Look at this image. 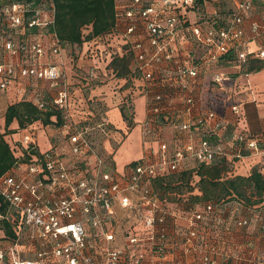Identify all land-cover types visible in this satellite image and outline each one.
<instances>
[{"label":"built area","instance_id":"1","mask_svg":"<svg viewBox=\"0 0 264 264\" xmlns=\"http://www.w3.org/2000/svg\"><path fill=\"white\" fill-rule=\"evenodd\" d=\"M192 1L116 0L115 27L90 42L85 52L104 62L118 54L132 56L133 90L149 96L142 133L147 134L144 143L148 153L121 173L95 148L89 125L66 120L62 129L70 154L82 165L69 167L55 148L30 154L37 150L36 131L30 129L23 139L30 154L24 172L0 178V196L8 204V211L0 218H6L18 234L25 228L35 232L48 246L38 250L34 259H24L19 249H13L8 262L5 251L0 250V264H220L219 249L208 239L212 231L208 220L218 202L188 204L190 196L202 194L197 170L219 158L258 155L264 160V140L246 131L225 139L229 120L202 106L197 78L203 66L240 46H247L240 52L241 58L252 55L264 59V13L249 19L250 35L245 39V18L240 14L224 27L205 26L204 22L188 25L186 8ZM245 1H238L237 6L253 7L251 0ZM259 1L264 4V0ZM55 11L54 0H17L4 6L0 90L8 88L18 75L58 84L54 103L68 118L72 101L63 61L65 48L50 30ZM188 43L201 49L199 56L186 47ZM251 43L255 47L251 48ZM50 53L51 61L44 60ZM156 80L166 94L152 95L150 87ZM213 80L219 82L221 76L216 74ZM231 110L239 116L238 104ZM88 121L89 117L84 122ZM161 125L176 130V143L167 142L160 129V136L155 137L158 142L151 144V131ZM99 126L106 131L105 122ZM186 170L193 173L190 190L169 191L162 196L155 188L154 179L168 181ZM117 205L129 214L140 210L141 216L125 240L111 246L118 241L108 228ZM190 251L197 259L187 254Z\"/></svg>","mask_w":264,"mask_h":264},{"label":"trees","instance_id":"2","mask_svg":"<svg viewBox=\"0 0 264 264\" xmlns=\"http://www.w3.org/2000/svg\"><path fill=\"white\" fill-rule=\"evenodd\" d=\"M227 1L229 6L222 10L219 0H193L186 8L189 18L188 25L204 22L205 26L224 27L227 26L235 14H240L245 18V24H243L245 28L244 36L245 39H248L250 35L249 19L261 17L264 13V4L259 0H251L253 7L246 9L237 6L238 1L243 2L245 0ZM54 3L56 8L55 24L50 30L56 32L65 50L70 45H77L82 48L81 52L95 38L112 32L115 27L116 0H54ZM210 3H213L214 6L212 11L208 9ZM2 25L4 28L1 30L5 31L6 26L3 17ZM246 47L244 45L230 49L216 61L203 66L197 78L200 86L204 83V79H207L205 78L206 73L209 74V69L214 63L218 68H221L219 66L237 65L239 67L238 74L253 73L263 69V58L252 55H248L244 59L240 57V52L246 51ZM197 49L199 48L197 47ZM197 49H193L194 55L199 56L200 53H197ZM131 57L129 53L118 54L112 59L106 60L105 63L106 71L112 74L114 78H120L119 80H122L124 84L130 83L131 88L128 89V94L134 95L137 92L133 90V80L130 78L135 75L132 74L134 68ZM96 68V65L92 67L93 76H96ZM216 74L221 76V81L213 80ZM211 76L209 84H211L213 90H216L217 96H235L236 87L240 85L234 81L236 76L233 72L218 70L213 73L211 71ZM241 87L246 88L247 85L243 83ZM229 101V98H226V102ZM127 106L130 107V103L123 105L121 112L124 120L131 123ZM209 108L217 110L213 106H209ZM63 115V111L57 108L55 103L44 104L40 107L35 102L24 99L8 106L5 114L6 131L15 132V130L9 129L15 119L18 121L20 129L26 128L35 121H41L45 126L61 127L65 123ZM17 146L19 145H15V151ZM25 150L26 155L24 154L22 161H28L31 153L39 154L38 150L30 152V154H28L27 148ZM15 151L6 141L4 135L0 134V178L21 161L15 155ZM108 162L114 165L112 160ZM131 164H136V161L131 162ZM230 170L231 162L226 158H219L212 164H201L197 172L200 176L198 185L202 194L190 196L188 204L192 205L198 201H201V203L203 201L218 202L216 211L208 221L212 225L211 230L213 233L217 232L221 239V250L219 251L221 252L222 264H256L259 260L264 261V250L255 252L253 251L254 246L251 245L254 244L255 238L264 240V172L260 166H255L248 176L233 175ZM192 176V171L186 170L181 174L172 176L168 181L158 177L154 179V186L163 193L162 196L169 191L182 193L190 190L189 183ZM179 180L180 182H178ZM236 203L239 205L238 209L235 210ZM7 211L8 204L0 196V215L4 216ZM239 221H245L246 223L240 225ZM0 222L5 233L14 238L16 235L12 224L2 217ZM224 242H228V244L223 245ZM229 249L237 252L238 256L230 255L225 258V254ZM218 259L220 258L218 257Z\"/></svg>","mask_w":264,"mask_h":264},{"label":"crops","instance_id":"3","mask_svg":"<svg viewBox=\"0 0 264 264\" xmlns=\"http://www.w3.org/2000/svg\"><path fill=\"white\" fill-rule=\"evenodd\" d=\"M186 47L191 51L194 49L192 43L186 44ZM85 51V49H83L81 52L80 50L77 51L78 60L74 61V65L77 67L76 70L78 72L75 73L76 77L72 78L74 83H76V86L74 85L70 87L72 101L70 110L73 111V115L78 118L79 122L85 121L87 117H89L91 121V119H93L96 114L102 113L103 115L106 114L109 117V122L114 123L115 125L118 124L120 125L118 126L119 129H123L126 123L121 112V107L129 103H133L134 111H136L135 121H137V118L138 120L144 118L146 115V105L149 96L142 94L136 95V93L134 95H130L128 94V90H126V92L124 90L121 95L120 92H118V96H113V93L109 91L108 86V84L112 83L103 84L101 87H94L95 83H104L105 79L101 78L98 74L93 76L92 67L96 65L97 72L99 71V73L103 74V76H107L108 72L106 71V63L104 61H100L99 59H90L89 55ZM64 55H66V53ZM67 64L68 63H66V68H68ZM71 68L74 72L73 65H71ZM224 68L235 69L233 71L234 76H236L234 81L240 85L236 87L235 96H217L218 94L216 93V90L212 89L210 86L211 84L209 85V80L204 79V83L200 86L199 91L202 95L199 96L202 106L204 108H209V106L217 108L218 112L225 115L229 120L230 124L223 132V137L225 139H229L234 132L247 130L254 135L261 136L264 140V68L258 72L247 74H238L239 67L237 65ZM218 70H221V68L216 67L215 71ZM243 83L247 85L246 88L241 87ZM121 84H124L123 81ZM46 85L53 87L52 98L53 101H55L59 85L42 79H25L17 77L15 82L9 85L8 88L5 90H0V134L4 135V138L11 145L13 151H15V145H19L17 146L15 155L21 160L6 174L19 175L24 172L27 161H22V158H24L26 155V144H24L23 139L30 129L34 128L36 131V149L38 152H45L55 147V143L53 142L54 128H51L53 126H45L41 121H35L26 128L20 129L18 121L15 119L9 126V129L15 130V132L6 131L7 127L5 114L8 106L24 99L31 100L37 104L36 99L40 97L36 96L38 95L37 92ZM43 97L49 98L50 96ZM226 98H229L230 100L228 103L226 102ZM100 101H102L105 107L103 110H99V112L91 105ZM234 104H238L240 106L239 115L242 117H240L241 120L237 124L233 122L236 115L231 110V106ZM57 128L62 129V126ZM131 134L132 137H134L132 138V144L130 148H137L138 153L135 157L129 160L122 159V162L118 164L116 155L120 151V148L124 144L128 143L130 140L128 138ZM102 145L106 151L112 154L111 157L114 166L121 173L127 170V166L131 162L141 158L144 155L143 153L145 148L147 147V144H145L143 141L142 130L139 124L134 126V128L127 134V137L120 143L117 149H113V146L109 140L103 141ZM263 161V158L260 156H246L243 159L229 160V162H231L230 173L233 175L248 176L255 166H260L261 170L264 172ZM115 209L117 214L123 211L119 205H117ZM14 233L16 236L14 238L10 237L5 233L3 227L0 224V250L5 251L7 255V262L10 259V252L13 249H19V255L24 259H34L38 250L48 246V244H46L42 238H40L35 232H32L28 228H25L21 234H18L15 230ZM251 245L254 246L253 251L255 252H257V250H264L263 239L255 238L254 244Z\"/></svg>","mask_w":264,"mask_h":264},{"label":"rangeland","instance_id":"4","mask_svg":"<svg viewBox=\"0 0 264 264\" xmlns=\"http://www.w3.org/2000/svg\"><path fill=\"white\" fill-rule=\"evenodd\" d=\"M17 1V0H16ZM220 1V6L222 8V10L229 6V2L227 0H219ZM14 2L13 0H0V35L2 34L1 33V29L4 28L3 25H2V15H3V9H4V6L10 4ZM213 3H210L208 9L209 10H214L213 8ZM123 29H121L120 31H122ZM98 40V39H97ZM101 41V39H100ZM97 42V41H96ZM46 44H47V48L48 50H50V46H49V39H46ZM98 44V43H97ZM254 43H251V48L255 47V44L253 45ZM197 48V46L195 47V49ZM82 48L80 46H68L66 47V50H65V53L66 55H63V61L67 64L68 68H66L65 70V75H66V79L69 83V88L72 87V86H76V83H74V80L72 79L73 77H76L75 73L78 72L76 70V66L74 65V61H77L78 60V55H77V51L78 50H81ZM96 49V48H95ZM98 49V48H97ZM200 48L197 49V53L200 52ZM7 56V54H6ZM52 55L51 53L48 55V56H44V60L46 59V61H51L52 59ZM90 57V56H89ZM93 59V56L90 57V59ZM92 62V61H91ZM71 65L74 66V72L71 68ZM215 66V67H214ZM217 66H219L217 64ZM221 67V70L220 71H229V72H233L235 69H232V68H224L225 66H219ZM213 68V69H212ZM216 69V63H214L212 65V67H210L209 69V74L206 73V76L205 78H207L206 80H209L211 79V71L214 73ZM217 72V71H216ZM96 74H98L101 78H104L105 79V82L102 83V82H97L94 84V87L98 86V87H101V85L103 84H108V83H112V84H108L109 86V91H111V93H113V96H118V92H120V95L121 93H123V91L125 90H128L131 88V85L130 83H125L124 85L121 84L122 81H119L120 78H114L112 76V74L108 73L107 76H103V74L99 73V71L95 72ZM75 75V76H74ZM18 78L21 77V76H17ZM16 77V78H17ZM21 78H25V79H33V78H28V77H21ZM37 79V78H36ZM70 80V81H69ZM110 81V82H109ZM160 80H156L157 83H154V84H151V90H153V94H158V92L160 93H165L166 94V91L163 90L160 85V83L158 82ZM15 81H13L11 84H13ZM73 84H72V83ZM10 84V85H11ZM210 85V84H209ZM211 86V85H210ZM212 87V86H211ZM5 90V89H4ZM52 92H53V87H51L50 85H46L44 86L42 89H40V91H38V95L36 96H40L38 97L36 100H37V104H47V105H50V104H54L55 101H53V98H52ZM70 92H71V88H70ZM138 94V92L136 93V95ZM151 94V93H150ZM43 96H50L49 98H44ZM124 96V95H123ZM127 96V95H125ZM181 100V99H180ZM95 110H103L104 109V105L102 103V101L98 102V103H93L91 105ZM147 106V105H146ZM128 107V106H127ZM128 110V114L130 116L129 119H131V123L128 121V120H125V127H123V129H119L118 124H114V123H111L109 122V117L105 114L103 115L102 113L100 114H96L95 117H93V119H91V121H88V122H82V124L84 125H89L88 127L90 128V134H91V137H92V141L95 145V148L106 158V161H110L112 160V154L109 153L108 151H106V149L103 148V141L105 140H109L113 146V149H117L120 145V143L127 137V134L134 128V126L136 125H140V128L142 130V133H144V127H145V117L147 116V113H148V109L146 107V115L144 118H141L138 120L137 118V121H135V112L134 111V108H133V103L130 104V107L127 108ZM70 112V116L67 118L64 117V120H68V123H76V122H79L78 118L73 115V111L71 110H68ZM100 112V111H99ZM241 115H236L235 116V119L233 120V122H235V124H237L240 120H241ZM102 121L105 122V129L106 131H104L102 129V127L99 126V123H101ZM213 124V123H212ZM168 127L166 126H162L160 128H153V130L151 131L154 132L153 133V136L154 137H150L151 138V144H154V143H157L158 140L155 139V137H159L160 135L158 134V131H161L163 130V136H164V139L167 141V142H170L171 144H174L176 143V136H177V132L176 130L171 127L169 125H167ZM166 127V128H165ZM54 131V135H53V142L55 143V150H57L59 152V154L65 159V161L67 162L68 166L69 167H81V163L79 161L76 160V157L74 155H71L70 154V149H69V143H68V140L65 136V132L62 130V129H58L57 127H51ZM241 131H246L248 132L247 130H241ZM239 131V132H241ZM137 132V131H136ZM136 134V133H134ZM145 135L147 134H142V137H143V141H145ZM150 136V135H149ZM134 137V136H133ZM132 134L130 135V137L128 139H130L128 141V143L124 144L121 148H120V151L117 153L116 155V160L118 162V164H120L122 162V159H131L133 157L136 156V154L138 153V150L137 148H134V147H131V144H132ZM174 142V143H173ZM179 142V141H178ZM231 144V143H230ZM229 144V147L233 148L231 145ZM156 146V144L154 145ZM173 146V145H172ZM230 152H234V149H229ZM148 153V148H145V151H144V155H147ZM143 155V156H144ZM143 156L141 158H143ZM249 156H258V155H249ZM139 158V159H141ZM237 158V157H236ZM244 157H241L239 159H243ZM135 159V158H134ZM138 159V160H139ZM107 161V162H108ZM109 163V162H108ZM141 203L138 205L140 206ZM131 213V212H130ZM140 216H141V212L140 210H137L136 213H132V214H129V211L127 212L126 210L122 211V212H119L118 214L116 213L115 215V218L109 223V229H112L115 233V235L117 236L118 238V241H115V243H111L110 245L111 246H117L118 243H121L125 240L126 238V235L129 233V231L131 230V225L132 224H137L139 219H140ZM173 223H170V226L172 225ZM170 228V227H169ZM170 233L173 232V230H169ZM182 239L184 238V236L182 235L181 236ZM208 239L209 241L211 242V244H214L217 246V248L219 250H221V245H220V242H221V239L219 237V235L217 233H213L212 231L209 233L208 235ZM242 240V239H241ZM223 244V243H222ZM228 242H224L223 245H227ZM225 248V247H224ZM193 250V249H192ZM197 251V249H195V252ZM220 255L218 254V257L220 258L219 259V263L222 261L221 259V252L219 251ZM192 259H197L198 255L192 251H190L189 253H187ZM223 254V253H222ZM230 255H234L235 257L238 256V253L235 252L234 250L232 249H229L227 251V254H225V258H227L228 256ZM190 259V258H188ZM193 264H196V263H193ZM222 264V262H221Z\"/></svg>","mask_w":264,"mask_h":264}]
</instances>
